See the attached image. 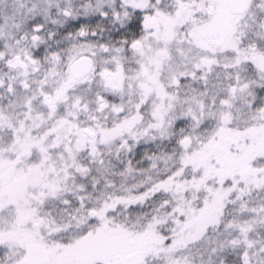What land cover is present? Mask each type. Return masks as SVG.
Instances as JSON below:
<instances>
[{
    "label": "snow or ice",
    "instance_id": "snow-or-ice-1",
    "mask_svg": "<svg viewBox=\"0 0 264 264\" xmlns=\"http://www.w3.org/2000/svg\"><path fill=\"white\" fill-rule=\"evenodd\" d=\"M0 264H264V0H0Z\"/></svg>",
    "mask_w": 264,
    "mask_h": 264
}]
</instances>
